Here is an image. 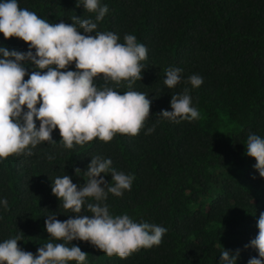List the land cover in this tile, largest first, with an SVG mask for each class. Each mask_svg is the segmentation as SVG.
I'll list each match as a JSON object with an SVG mask.
<instances>
[{"label": "trees", "instance_id": "16d2710c", "mask_svg": "<svg viewBox=\"0 0 264 264\" xmlns=\"http://www.w3.org/2000/svg\"><path fill=\"white\" fill-rule=\"evenodd\" d=\"M79 2L77 7V0H18L21 8L49 23L91 19L96 31H112L120 43L126 34L135 35L148 49L141 61L142 80L131 89L127 81L106 82L103 74L94 82L120 94L144 93L152 101L151 116L136 136L116 133L109 142L96 137L68 149L57 128L52 133L55 144L41 142L31 155L0 158V200L8 201L7 207L0 204V242L19 235V246L36 254L49 242L47 216L64 221L76 215L60 207L52 194L53 181L68 174L73 183L83 185V171L99 155L112 160V169L134 177L131 189L121 196L108 194L110 214H127L167 232L158 246L139 249L126 259L74 240L72 244L88 253L83 264H221L223 247L233 254L239 250L236 264L259 258L258 250L245 246L259 232L264 177L254 167L256 160L246 155V142L249 134L264 138V0H99L109 9L101 21ZM0 46L29 50L22 39H5L3 33ZM24 66L29 74L38 70L27 61ZM170 67L182 69L174 88L164 84ZM69 70H76L75 63ZM194 74L203 77L195 88L188 82ZM185 89L199 119L176 123L157 115L171 111L172 95ZM101 175L112 182L111 172ZM82 214L91 215L87 210Z\"/></svg>", "mask_w": 264, "mask_h": 264}, {"label": "clouds", "instance_id": "9594fccd", "mask_svg": "<svg viewBox=\"0 0 264 264\" xmlns=\"http://www.w3.org/2000/svg\"><path fill=\"white\" fill-rule=\"evenodd\" d=\"M79 6L81 2L77 0ZM82 6L90 13H97L96 21L103 20L109 11L106 5L100 6L99 0H82ZM72 20L75 23H49L34 11L21 8L18 0H0V33L5 39L15 37L29 45L27 52L0 46V158L31 155V149L41 142L55 144L52 133L57 128L62 146L68 149L96 137L109 142L116 133L136 136L151 116L152 101L144 93L129 90L120 94L107 84L97 87L94 82V78L103 74L106 82L127 81L131 89L136 80L143 78L141 61L147 59L146 46L130 34L120 43L116 33L96 31L97 23L91 19L72 17ZM26 61L38 70L29 74L24 66ZM73 63L76 70H69ZM165 72L164 84L168 88L180 83L182 69L170 67ZM188 82L194 88L199 87L203 77L194 74ZM170 104L171 111L162 110L157 115L176 123L199 119L200 113L192 106L188 89L172 95ZM154 131V127L149 128L147 134ZM246 155L256 160L254 167L264 177V138L249 134ZM111 165V159L92 156L87 171H83L87 176L83 185L73 183L68 174L57 176L52 183V194L61 201L60 207L76 215L64 221L57 215L47 216L49 242L39 247L36 254L19 246L22 240L19 235L0 242V264H68L69 261L83 264L88 253L72 244L74 240L90 242L107 256L121 259L139 249L158 246L167 232L165 227L137 223L127 214H110L105 203L108 194L121 196L124 190L131 189L134 180ZM81 172L75 168L77 176ZM109 172L111 183L101 175ZM88 198L95 203H88ZM0 204L7 207V199L0 200ZM85 210L91 215L82 214ZM257 227L258 235L245 247L258 250L259 258H250L248 264H264V213L259 215ZM239 254V250L233 254L223 247L221 264H236Z\"/></svg>", "mask_w": 264, "mask_h": 264}]
</instances>
